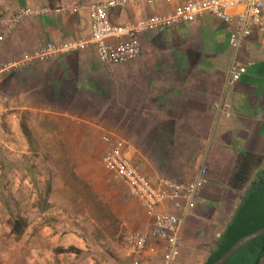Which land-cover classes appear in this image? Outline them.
I'll list each match as a JSON object with an SVG mask.
<instances>
[{
    "label": "crops",
    "instance_id": "0c3cea01",
    "mask_svg": "<svg viewBox=\"0 0 264 264\" xmlns=\"http://www.w3.org/2000/svg\"><path fill=\"white\" fill-rule=\"evenodd\" d=\"M94 1L0 0V119L5 118L7 144L21 141L22 146L29 145L36 129L51 142L47 146H61L75 155L77 149L105 150L109 144L102 136L115 135L124 140L123 153L152 185L160 177L187 183L204 166L208 182L182 221L179 255L187 239V221L205 215L204 235L209 240L196 243L204 248L205 256L199 259L205 261L244 189L256 181L254 192L263 189L264 49L260 35L253 29L236 47L230 42L236 35L235 21L205 13L194 21L140 32V55L127 63L99 61L90 44L42 62L23 60L47 42L89 39V5ZM182 1L125 0L111 7L108 16L114 25L135 24L152 15L171 13ZM27 7L50 11L15 19ZM233 61L246 70L231 85L228 77ZM21 124L26 127L24 132ZM57 189L53 186V191ZM80 206L63 203L57 207L58 212H65L64 232L57 231L58 215L46 217L48 222L37 230V264H112L107 251L113 250L114 240L113 233L104 229L107 221L95 216L81 221L75 214ZM158 208L181 213L168 204ZM137 209L127 219L139 212L134 219L146 216L149 227L151 218L140 206ZM120 211L113 216L117 231L126 221ZM263 222L264 218L254 230ZM69 247L78 251L59 250ZM95 248L99 255L93 254ZM157 253L150 251L146 259L153 260ZM185 253L187 257L193 252ZM65 254L72 256L71 262L65 263Z\"/></svg>",
    "mask_w": 264,
    "mask_h": 264
},
{
    "label": "rangeland",
    "instance_id": "374dc122",
    "mask_svg": "<svg viewBox=\"0 0 264 264\" xmlns=\"http://www.w3.org/2000/svg\"><path fill=\"white\" fill-rule=\"evenodd\" d=\"M4 119H0V264H37L38 225L46 217L53 218L58 215L57 231L64 232L67 227L62 225L65 212L57 211V207L63 203L80 204V209L75 214L80 215L81 221L87 222L89 216H95L103 220V223L107 221L104 223V229L113 233L114 240L113 250L107 251L112 255V264H128L125 236L130 231L148 227L150 221L146 216L143 219L140 217L134 219L139 212H135V215L127 219L130 211L133 213L138 206L127 196L124 184L114 180L105 170L101 159L105 150L101 147L84 148L77 149L75 155L69 154L67 148L47 146L51 142L43 139L36 129L31 132L29 145L25 143L22 146L21 141H16L11 146L7 144L9 137L6 134ZM28 167H31V170ZM53 177L59 178L53 182ZM56 185L58 189L53 191V186L55 188ZM244 190L245 193L237 204L235 213L223 225L228 223L226 228L231 224L233 226L231 233L235 236L248 234L247 232L255 229L264 218V186L260 192L248 195L249 192H246L248 188ZM10 211L14 216L26 220L27 226L20 237L10 233ZM117 211L126 215L125 226L119 231L113 219ZM108 223L113 227L106 228ZM100 225L102 223L99 222L98 226ZM207 226L205 215L192 217L187 221L185 225L187 239L184 241L183 252L175 264L205 262L199 259V256H205L206 252L204 253L202 251L204 248L196 243L209 240L208 236L204 235ZM223 231H220V234ZM186 250L193 253L186 257ZM238 250L235 252L236 258L246 255L248 247L241 246ZM92 251L95 256L99 255L98 248ZM63 257L65 263L71 262L72 256L65 254ZM159 261L160 256L157 253V257L151 262L158 264Z\"/></svg>",
    "mask_w": 264,
    "mask_h": 264
},
{
    "label": "built area",
    "instance_id": "2783aa9c",
    "mask_svg": "<svg viewBox=\"0 0 264 264\" xmlns=\"http://www.w3.org/2000/svg\"><path fill=\"white\" fill-rule=\"evenodd\" d=\"M124 1L92 2L89 5V39L68 40L58 44L47 42L34 53L24 55L23 60L42 62L56 53L80 50L90 44L94 46L99 61L112 64L127 63L140 55V32L194 21L205 13L213 14L225 22L235 21L236 35L230 39L232 45L237 47L240 39L249 36L254 29L259 33V42L264 49V0H183L171 13L152 15L135 24L114 25L109 20L108 11ZM49 11L48 7L22 8L17 12L15 19L22 15H41ZM109 38H116L117 41L108 42ZM2 39L0 35V40ZM245 70V65L233 61L229 69L228 84L232 85L239 80ZM102 140L109 144L102 155L105 170L114 180L125 185L129 195L151 218L148 228L130 231L125 236L129 250L128 264H153L145 256L152 250H158L160 253L158 264H175L180 252L181 224L195 207L198 193L208 182L206 168L202 166L195 178L187 183L160 177L157 183L152 185L123 153V139L115 135H103ZM165 204L180 210L181 213L158 208Z\"/></svg>",
    "mask_w": 264,
    "mask_h": 264
},
{
    "label": "trees",
    "instance_id": "16d2710c",
    "mask_svg": "<svg viewBox=\"0 0 264 264\" xmlns=\"http://www.w3.org/2000/svg\"><path fill=\"white\" fill-rule=\"evenodd\" d=\"M21 129L23 132L26 130V127L24 124H21ZM29 170H31V167H28ZM264 186V184L262 185ZM258 187L257 181L252 183L251 187L247 190V195L254 192ZM261 191V190H259ZM10 233L14 234L16 237H20L23 232L24 228L27 226L26 220L23 217L14 216L13 213L10 211ZM51 219V218H48ZM45 222H48L47 218L42 220V222L38 225L40 227ZM264 225V222L261 224V226ZM260 226V227H261ZM233 226L229 224L223 231L221 235L216 239L215 246L213 248V251L209 254L208 258L205 260L203 264H210L213 261H215L220 255H222L239 237L243 236L238 235L235 236L233 233H231ZM254 230V229H253ZM247 233H250L251 231ZM246 234V233H245ZM248 247V250L246 251V255L236 258L235 253L232 255L228 260H226L223 264H264V234L256 237L246 244H244L242 247ZM242 249V248H241ZM240 249V250H241ZM60 251H73L77 252L78 249L69 247L67 249H59ZM239 251V250H238Z\"/></svg>",
    "mask_w": 264,
    "mask_h": 264
},
{
    "label": "water",
    "instance_id": "95a60500",
    "mask_svg": "<svg viewBox=\"0 0 264 264\" xmlns=\"http://www.w3.org/2000/svg\"><path fill=\"white\" fill-rule=\"evenodd\" d=\"M264 234V225L260 228L245 234L239 237L220 257H218L215 261L210 264H223L226 260H228L241 246L250 240L259 237Z\"/></svg>",
    "mask_w": 264,
    "mask_h": 264
}]
</instances>
